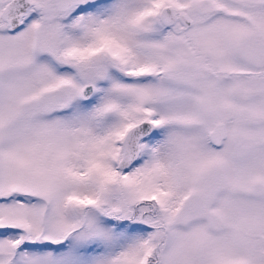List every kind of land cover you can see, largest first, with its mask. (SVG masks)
Returning a JSON list of instances; mask_svg holds the SVG:
<instances>
[{
	"label": "snow or ice",
	"instance_id": "6c2138e0",
	"mask_svg": "<svg viewBox=\"0 0 264 264\" xmlns=\"http://www.w3.org/2000/svg\"><path fill=\"white\" fill-rule=\"evenodd\" d=\"M0 264H264V0H0Z\"/></svg>",
	"mask_w": 264,
	"mask_h": 264
}]
</instances>
